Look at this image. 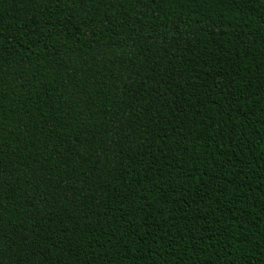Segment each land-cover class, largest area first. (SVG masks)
I'll use <instances>...</instances> for the list:
<instances>
[{"label": "trees", "instance_id": "obj_1", "mask_svg": "<svg viewBox=\"0 0 264 264\" xmlns=\"http://www.w3.org/2000/svg\"><path fill=\"white\" fill-rule=\"evenodd\" d=\"M0 264H264V0H0Z\"/></svg>", "mask_w": 264, "mask_h": 264}]
</instances>
